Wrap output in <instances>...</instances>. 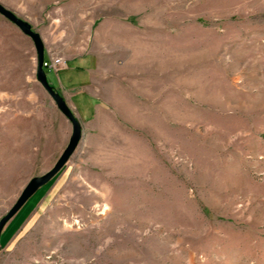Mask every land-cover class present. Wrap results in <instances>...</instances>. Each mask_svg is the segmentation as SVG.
I'll return each instance as SVG.
<instances>
[{
    "label": "rangeland",
    "instance_id": "obj_1",
    "mask_svg": "<svg viewBox=\"0 0 264 264\" xmlns=\"http://www.w3.org/2000/svg\"><path fill=\"white\" fill-rule=\"evenodd\" d=\"M0 4L50 60L96 51L135 106L125 155L86 168L77 149L0 264H264V0ZM36 73L32 40L0 15V221L71 137L56 149L62 113Z\"/></svg>",
    "mask_w": 264,
    "mask_h": 264
},
{
    "label": "crops",
    "instance_id": "obj_2",
    "mask_svg": "<svg viewBox=\"0 0 264 264\" xmlns=\"http://www.w3.org/2000/svg\"><path fill=\"white\" fill-rule=\"evenodd\" d=\"M41 37L46 48L45 58L50 61L48 43L42 35ZM60 57L62 63L57 66V70H48V81L65 98L82 125L83 138L78 152L86 161L84 166L94 167L95 159L124 156L122 152L126 151L128 140L131 141L135 133L128 134L125 117L120 115V111L135 108L129 105V102H133L132 92L124 82L104 79L103 58L94 50L83 48L78 54L65 52ZM61 116L66 135L56 146L57 150L63 149L72 133L71 123ZM34 198L29 200L5 226L0 248L11 241L15 228L26 220L32 205L38 199Z\"/></svg>",
    "mask_w": 264,
    "mask_h": 264
},
{
    "label": "water",
    "instance_id": "obj_3",
    "mask_svg": "<svg viewBox=\"0 0 264 264\" xmlns=\"http://www.w3.org/2000/svg\"><path fill=\"white\" fill-rule=\"evenodd\" d=\"M0 15L18 27L24 36L32 40L37 53V80L53 99L58 110L72 125V135L70 137L69 143L54 168L42 176L31 179L21 193L15 205L11 208L8 214L1 219V239L2 232L8 222L25 206V204L39 191V189L51 182L67 166L81 144L83 138V128L80 121L76 118L73 111L68 106L65 98L54 87H52L48 81V76L44 67L46 48L41 35L33 29L30 23L19 18L1 4Z\"/></svg>",
    "mask_w": 264,
    "mask_h": 264
},
{
    "label": "built area",
    "instance_id": "obj_4",
    "mask_svg": "<svg viewBox=\"0 0 264 264\" xmlns=\"http://www.w3.org/2000/svg\"><path fill=\"white\" fill-rule=\"evenodd\" d=\"M61 64V60L60 59H56V60H50V61H45V69L47 70H57V66Z\"/></svg>",
    "mask_w": 264,
    "mask_h": 264
},
{
    "label": "trees",
    "instance_id": "obj_5",
    "mask_svg": "<svg viewBox=\"0 0 264 264\" xmlns=\"http://www.w3.org/2000/svg\"><path fill=\"white\" fill-rule=\"evenodd\" d=\"M45 61H46V58H45ZM47 69H45V71H46Z\"/></svg>",
    "mask_w": 264,
    "mask_h": 264
}]
</instances>
